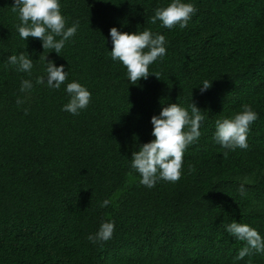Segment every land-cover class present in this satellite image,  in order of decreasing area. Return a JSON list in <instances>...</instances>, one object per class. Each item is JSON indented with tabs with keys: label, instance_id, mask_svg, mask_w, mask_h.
<instances>
[{
	"label": "trees",
	"instance_id": "1",
	"mask_svg": "<svg viewBox=\"0 0 264 264\" xmlns=\"http://www.w3.org/2000/svg\"><path fill=\"white\" fill-rule=\"evenodd\" d=\"M172 2L59 0L66 28L79 27L57 54L22 39L14 0H0V264H264L255 250L237 259L246 242L226 230L235 221L264 237V0H181L197 9L186 28L151 23ZM113 27L165 36L147 79L132 84L112 60ZM21 53L30 72L8 63ZM49 61L67 72L58 90L47 86ZM24 80L33 87L21 92ZM71 82L91 93L78 115L62 110ZM173 103L202 111L201 135L179 181L149 188L132 153L155 139L151 118ZM244 105L258 114L249 147L225 149L216 120ZM104 222L112 237L90 241Z\"/></svg>",
	"mask_w": 264,
	"mask_h": 264
},
{
	"label": "clouds",
	"instance_id": "2",
	"mask_svg": "<svg viewBox=\"0 0 264 264\" xmlns=\"http://www.w3.org/2000/svg\"><path fill=\"white\" fill-rule=\"evenodd\" d=\"M18 12L21 24L17 27L19 36L27 40L29 37L40 39L45 49H53L59 54L65 42L73 37L79 27L76 22L66 28V21L61 14L59 0H14L12 7ZM197 9L191 3H182L181 0H173L167 7L157 8L151 23L157 20L168 29L179 25L181 29L186 28L188 21L196 13ZM112 40L111 58L119 61L127 69V75L132 84L141 79L149 77V66L158 58L166 54V39L164 35L153 34L145 29L137 33L129 34L120 32L115 27L110 29ZM56 37H61L57 40ZM46 59V57H45ZM8 63L18 65L21 72H30L33 61L27 53L8 57ZM47 86L59 89L67 79V72L63 65L56 67L54 62H47ZM159 79V75H155ZM45 78L38 77L37 84H43ZM212 82L203 81L200 87L201 93L211 88ZM32 83L28 80L22 81L21 92L31 90ZM66 92L70 100L64 105L63 111L78 115L80 110L86 109L91 100V93L78 82L67 84ZM23 103L18 99L17 104ZM191 114L177 103L163 107L159 116H153L152 136L155 139L143 144L138 151L132 153L131 166L140 177V183L149 188L154 187L158 180L177 182L181 178L183 155L187 147L196 142L201 133L200 126L204 120L202 111L191 103ZM27 114V111H26ZM258 118L250 105H244L241 112L231 118L216 120V132L213 139L225 149L246 150L249 145L247 136L250 125ZM188 129L185 131V129ZM227 153L225 152V156ZM245 191L241 185L240 192ZM109 201H104L102 206H107ZM114 222H104L95 236L90 235L88 239L92 242L107 241L114 233ZM236 239L246 242L237 259H243L249 255L251 250L257 253L264 252V237L247 224L233 221L226 229Z\"/></svg>",
	"mask_w": 264,
	"mask_h": 264
}]
</instances>
